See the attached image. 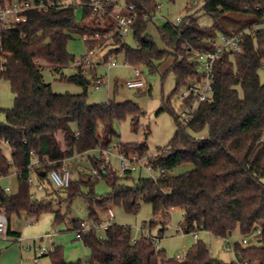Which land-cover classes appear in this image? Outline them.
<instances>
[{"label": "trees", "instance_id": "trees-1", "mask_svg": "<svg viewBox=\"0 0 264 264\" xmlns=\"http://www.w3.org/2000/svg\"><path fill=\"white\" fill-rule=\"evenodd\" d=\"M12 1L0 0V7ZM42 1L52 4L29 9L24 20L6 27L0 22V78L9 83L14 95L11 107H0L4 114V120L0 119V175L14 169L17 180L13 192L0 187V212L7 218V233L11 218L20 214L37 219L42 213L51 212L54 224L64 218L52 198L36 197L31 191L32 173L37 181L50 185L46 194H56L48 178L52 168L60 167L67 157L95 148L101 156L119 136L116 123L127 117H132L134 127L137 125L141 110L133 101L87 103L89 81L81 67L77 73L61 77L82 86L80 93L56 94L50 83L44 82L40 61L55 71L74 62L66 47L74 32L82 36L99 32L101 38L84 42L92 49L106 48L102 59L109 54H123L130 66H145L150 72L171 58L166 72L174 74L176 89L200 76L194 51L212 48V41L219 34L242 32V50L224 52L218 57L214 63L213 100L200 103L188 125L178 122V112L167 103L160 108L167 109L177 125L167 145L159 147L148 159L153 167L164 170L160 179L153 181L141 174L134 178L131 169L123 176L106 169L101 176L110 187L106 195H96L94 181L89 178L80 181L90 184L87 193L81 191L78 182L70 181L63 188L64 201L69 203L82 194L89 218H95V205L105 206L112 201L126 212L136 213L143 201L152 209L149 226L172 206L182 212L179 228L183 233L207 231L223 239L236 229L246 235L264 227V82L258 74L264 69V0H202L201 5L191 4L178 22L166 20L158 27L164 48L146 32L159 7L158 0H124L133 6L130 33L134 46L118 34L111 16L92 14L91 0L66 6L58 4V0ZM77 7L81 8L79 20L75 17ZM107 9L111 10V6ZM198 9L211 18V25L198 23ZM111 30L113 33L105 36ZM203 129L207 130L206 137L193 135ZM58 135L62 136L64 147ZM3 145L10 150V160ZM116 147L126 154L147 153L144 141L118 140ZM100 156L91 158L96 168ZM34 158L38 160L35 165ZM182 163H191L194 168L165 175ZM126 178L132 182L126 183ZM78 221L69 219L72 229ZM131 238L129 226L113 222L103 237L94 232L81 237L89 251L86 260L66 261L62 246H55L46 255L51 264H238L243 260L264 264V245L236 242L232 251L237 259L227 262L211 257L208 246L197 239L180 258L169 259L152 238L140 237L135 242Z\"/></svg>", "mask_w": 264, "mask_h": 264}, {"label": "rangeland", "instance_id": "rangeland-1", "mask_svg": "<svg viewBox=\"0 0 264 264\" xmlns=\"http://www.w3.org/2000/svg\"><path fill=\"white\" fill-rule=\"evenodd\" d=\"M119 1L122 4L125 3L124 0ZM192 1L193 0H173L172 2H168L166 0H158L159 7L152 20L149 21L146 32L160 48H164L165 46L159 36L158 27H160L166 20L173 22L177 16H184L188 7L193 4ZM196 1L199 5L202 4V0ZM75 17L77 20L80 19L81 8L77 7L75 9ZM197 17L198 23L201 26H208L212 23L211 18L203 14L201 10L197 12ZM112 33L113 31L111 30L109 35ZM124 40L130 46L135 45L131 33L126 35ZM66 47L67 51L73 56L74 62L66 65L60 71H55L50 65L40 61V64L42 65L41 72L43 80L46 83H50L52 91L56 94L66 92L73 94L80 93L83 90L82 86L76 83L64 81L61 77L75 74L79 70L75 62L86 53L85 42L82 38V34L74 32L72 37L68 40ZM105 50L106 48L95 49L93 55L91 56L92 63L84 64L81 67L82 74L89 81L86 88L87 103H102L108 99H114L117 102L130 100L135 102L141 110V113L138 115L136 127L133 126L132 117L130 116L125 120L116 123L115 126L119 136L114 138L111 144L112 151L109 153V163L112 170L117 172V174H120L118 173L119 160L116 156V151L114 150L117 141H144L147 144V154L149 155L156 154L159 147L166 146L176 131L177 125L172 114L167 109L160 110V108L163 104L167 103V106H170L174 112H179L181 108L180 95L184 91L185 86H180L176 89L174 74L172 72H166L167 67L172 61V59L169 58L159 66L157 71L154 72H150L145 66H139L145 78V85L140 88H130L126 85V81L131 79L134 75L130 66L122 65L125 60L123 54H119L115 57L119 64L118 66L107 69L103 62L105 59H102V55L105 53ZM201 68V63H198V69ZM258 74L260 81L264 82V69L261 68L258 71ZM97 78H100L101 83L95 86V80ZM13 101L14 95L10 90L9 83L3 78H0V107L9 108L13 105ZM0 119L4 120V114L2 112H0ZM193 135L196 138H204L207 136V130L203 129L199 132L193 133ZM64 145L65 143H63V146ZM2 147L5 156L10 160V150L8 146L3 145ZM99 156L100 152L97 148H95L84 152L81 155L74 154L71 157H67L65 162H62V165H65L70 172V181L78 182L83 193L88 192L90 184L81 183L80 181H87L89 178L94 181V184L92 183V187L93 192L96 195H106L110 191V187L103 177H100L97 180L91 178L92 170L93 168H96L92 165L91 158ZM193 168L194 166L191 163H182L173 170L165 172V175H178ZM107 170L111 169L108 168ZM124 174L125 173H122L120 175L123 176ZM139 174L146 175L144 170H141L138 167L131 170L132 177L135 178ZM31 178L33 179L31 182V191L34 195L36 197L46 196L47 198H52L55 206H58L61 213L65 216L62 221L55 224L56 227L52 228L63 238L64 244L60 245L63 246L64 256L66 257L68 254V256H72V260L77 259V257H81L83 260L87 259L89 255L88 249L84 246L81 239L75 238L74 231L68 229L70 225L68 223V219H87L90 217V211L84 196L82 194H77L68 203L62 198L65 195L63 189L53 187V190L57 193L48 195L45 193V190H50V185L44 181L42 186L38 187V181L35 173L31 174ZM131 178L123 180L130 184L132 182ZM0 187L4 188L3 181H0ZM108 207H111L114 212L112 222L129 226L132 238L140 237L141 232L139 228L141 226H144L145 231L150 234L157 235L159 230L162 228L161 224L164 225L166 223L164 226L163 236L159 239L158 245L165 250L166 257L169 259H175L176 254L178 253H183L184 255L188 248L197 239H199L208 246L211 257L227 262L234 260L232 249L223 248L224 242L221 237H212L205 231L198 232V238H194L192 232L183 233L179 229V221L182 216L180 209H174L170 213L169 211L166 212L163 217H157V223L149 226V220L153 218V215L151 205L146 202H140L139 209L136 213H128L121 205L112 201L108 202L105 206L95 205V216L97 212L100 217H104V209ZM53 216L54 215L51 212H44L38 217V219L27 218L22 220V229L27 230L26 236H28V238L23 242L24 251L30 248L35 249L34 246H42L49 249V242L47 241L49 239L46 237L40 238V236H43L45 232L50 231V220L53 221ZM259 228L262 229L263 227ZM99 236L103 237L104 234L100 233ZM237 237H241L246 240L245 243L240 240L242 245H264V237L255 235L253 232L242 235L238 229H236L234 240H236ZM6 238L10 237L7 236ZM44 258L49 260V257H40V259Z\"/></svg>", "mask_w": 264, "mask_h": 264}, {"label": "built area", "instance_id": "built-area-1", "mask_svg": "<svg viewBox=\"0 0 264 264\" xmlns=\"http://www.w3.org/2000/svg\"><path fill=\"white\" fill-rule=\"evenodd\" d=\"M193 4H196L197 1L193 0ZM58 4L61 6H66L70 3L75 5H79V0H70L63 1L58 0ZM52 2L44 3L42 0L38 2L29 1V0H15L10 3L4 4L0 7V22L4 25V27L8 26L11 23L21 21L25 19V12L32 8H43L47 7ZM89 5L92 9V14L102 17L105 14H108L112 17L115 30L121 37H125L131 32L132 23H133V6L131 4H122L119 0H91ZM108 6H111V10H108ZM181 16H177L173 22H178ZM99 32H94L92 35L84 34L82 36L84 41L99 39L101 38ZM105 36H110L109 32L105 33ZM86 53L82 55V57L76 60V65L78 67H82L84 64H91L92 58L91 56L94 53L95 49L89 48L85 45ZM242 50V32H231L229 34H219L212 41V48L207 50H196L194 51L196 59L201 63L202 68L200 70V76L190 81L185 85L184 91L180 95V103L181 108L178 112V122L181 125H188L193 114L200 103L209 102L213 100V80H214V63L218 59V57L224 52L236 53ZM116 56L109 54L105 60H103L107 69L118 66V62L115 59ZM124 66H130L127 61L124 60ZM261 66L264 67V56L261 59ZM133 71V77L126 81V85L130 88H140L145 85V78L141 69L138 66H130ZM101 83L100 78L95 80V86ZM112 146H108L103 152L101 156V161L97 168H93L92 170V179H99L103 173H105L106 169H111L112 167L109 163V153L112 151ZM116 151V156L119 160V172L120 174L125 173L127 170H132L135 167H138L141 170H144L146 176L150 177L153 181H157L164 175V170L160 168L153 167L148 159L150 157L149 154L144 153L139 155L137 153L126 154L124 152H120L116 145L114 147ZM81 155V154H77ZM64 161V160H63ZM38 163V160L35 158L32 161V164L35 165ZM48 178L50 179L52 185L55 188L63 189L66 188L70 183V172L66 168L65 165H61L58 168H52L48 172ZM32 178H29V182H32ZM42 183H38V187H41ZM7 191V188H5ZM174 207H169L168 211L171 212L174 210ZM114 217L113 210L108 207L105 210V216L103 218H87L81 219L78 221L77 225L73 228L76 238L81 239L82 236L94 232L98 235L100 233H105L106 229L113 223L112 219ZM8 223L7 218L3 213L0 212V236L4 238L7 237ZM180 229V228H179ZM141 235L140 237L152 238L154 243L158 246L159 237L156 235H152L149 232L145 231L144 226L139 228ZM181 230V229H180ZM255 235L264 237V227L261 229L257 227L252 231ZM194 237L197 236V232L193 233ZM101 237V236H100ZM138 238H131L132 242H135ZM17 241H20V237H15ZM242 242L245 243L246 240L242 238ZM37 250L38 254H43L48 252L49 250L42 246H34ZM224 249L231 248L232 246L226 240L223 244ZM181 256H177L180 258ZM38 260V256L33 258V261L36 262ZM238 264H249L248 261L243 260L238 262ZM252 264H258L257 262H253Z\"/></svg>", "mask_w": 264, "mask_h": 264}, {"label": "crops", "instance_id": "crops-1", "mask_svg": "<svg viewBox=\"0 0 264 264\" xmlns=\"http://www.w3.org/2000/svg\"><path fill=\"white\" fill-rule=\"evenodd\" d=\"M71 63L72 62H70L69 64H71ZM58 139L60 142H62L61 146H63L64 142L62 140V136L58 135ZM65 159H64V162H65ZM34 160H35V158L33 159V161ZM1 177H3V178H1ZM0 178H1L0 181H3L4 188H7L8 192H13L16 190L17 180H16V172L14 169H12L11 172L7 175H0ZM38 183H41V182L38 181ZM40 197H44V196H40ZM105 210L106 209H104V211ZM164 214H166V212L163 213V215ZM163 215H160V216L163 217ZM64 218H65V216H64ZM95 218H103V217H100L98 215V213L96 212ZM24 219H27V217L24 214H20L18 216H13L9 222L10 233H8V235H7L10 238H6V237L4 238L3 236H0V264H51V261L49 262L50 258H49V260L46 258L40 259V257H48V255H46L47 252L43 253V254H38L37 250L32 249V248L24 251V245H23L24 243L23 242H24V240H26L28 238V236H26L27 230L22 229L23 228L22 227V220H24ZM53 219H54V216H53ZM77 220H81V219H77ZM50 223H51L50 231H47L44 233L43 236H40V238L46 237L49 239V240H47L49 242L48 243L49 244L48 250H51L55 246H62L64 244L62 236H60V234H58L57 232L54 231V229H52V228L56 227L55 224L51 220H50ZM68 223L70 224L69 219H68ZM165 224L164 225L161 224L162 225L161 229L163 230L162 234L156 235V236H160L159 238H161L163 236ZM68 229L73 230L71 224L69 225ZM235 231L236 230H234L230 234H228L226 238H224V239L222 238L223 242H225L227 240L231 246H233L236 242L240 243V240L242 241L241 237H237V239L234 240ZM199 232H201V231H199ZM205 232L213 237V235L210 234L209 232H207V231H205ZM152 235H154V234H152ZM198 236L199 235L197 232V236L194 238H198ZM15 237H20V241H17L15 239ZM75 238H76V236H75ZM76 239H79V238H76ZM57 243H59V244H57ZM60 244H62V245H60ZM46 245H47V243H46ZM158 247L162 248V247H160V245H158ZM62 248H63V246H62ZM233 254H234V252H233ZM182 255H183V253L182 254L178 253V254H176V257L182 256ZM35 256H38V260L36 262L33 261V258ZM64 258L66 261H73L71 259L72 256H70V255L68 256V254L66 255V257L64 256ZM79 258L81 259V257H77V259H79ZM236 259H237V257L234 254V260H236ZM74 260H76V259H74ZM84 260H86V259H84ZM234 260H232V261H234ZM166 264H171V263H166Z\"/></svg>", "mask_w": 264, "mask_h": 264}]
</instances>
